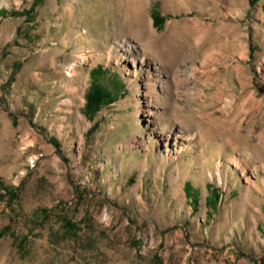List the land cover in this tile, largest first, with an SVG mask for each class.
I'll return each instance as SVG.
<instances>
[{"label": "rangeland", "instance_id": "1", "mask_svg": "<svg viewBox=\"0 0 264 264\" xmlns=\"http://www.w3.org/2000/svg\"><path fill=\"white\" fill-rule=\"evenodd\" d=\"M0 178V264H264V0H0Z\"/></svg>", "mask_w": 264, "mask_h": 264}, {"label": "trees", "instance_id": "2", "mask_svg": "<svg viewBox=\"0 0 264 264\" xmlns=\"http://www.w3.org/2000/svg\"><path fill=\"white\" fill-rule=\"evenodd\" d=\"M153 17L154 22L158 25H161L164 21V16L159 13L158 10H153ZM98 69H95V72L99 71ZM86 105H85V111L89 115H93L97 110L101 109L105 104L110 103L114 101L115 95L107 88L98 78L97 76L92 79V82L87 90L86 93ZM0 183H3V181L0 178ZM188 182L186 183L187 186ZM7 189L12 191V189L6 185ZM0 196H4V193L0 192Z\"/></svg>", "mask_w": 264, "mask_h": 264}]
</instances>
